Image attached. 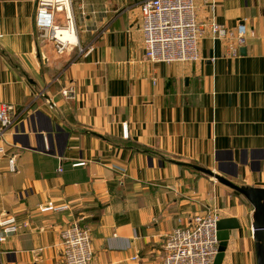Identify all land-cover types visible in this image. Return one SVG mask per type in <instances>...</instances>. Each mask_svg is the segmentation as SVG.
<instances>
[{
	"label": "crops",
	"instance_id": "crops-1",
	"mask_svg": "<svg viewBox=\"0 0 264 264\" xmlns=\"http://www.w3.org/2000/svg\"><path fill=\"white\" fill-rule=\"evenodd\" d=\"M139 4L75 3L78 39L95 46L78 58L39 36L37 0H0V103L17 112L1 143L0 219L20 225L0 264H65L61 231L76 220L91 227L92 264H162L167 236L210 212L241 224L222 264H258L249 201L174 162L264 187V0H216L214 13L196 0L202 23L245 25L246 54L229 57L207 32L200 61L170 65L145 60ZM50 201L69 209L42 214Z\"/></svg>",
	"mask_w": 264,
	"mask_h": 264
},
{
	"label": "built area",
	"instance_id": "built-area-1",
	"mask_svg": "<svg viewBox=\"0 0 264 264\" xmlns=\"http://www.w3.org/2000/svg\"><path fill=\"white\" fill-rule=\"evenodd\" d=\"M18 1V0H7ZM82 0H37L35 24L39 36L54 47L57 56L75 52L78 58L89 56L94 45L83 46L78 39L74 4ZM145 60L154 64H193L200 61V42L208 32L215 40L228 41V56L237 58L246 43L247 29L239 24L236 31L212 19L202 23L196 0H138ZM212 13L216 0H203ZM67 100L74 99L73 88L62 90ZM54 107V104H53ZM15 106L0 103V162L6 156L2 140L16 119ZM123 137L129 139L128 126H123ZM9 171L18 172L17 156L8 158ZM62 171V168L59 170ZM68 205L57 206L52 201L39 206L42 214L68 210ZM217 212L196 215L182 227L167 236L165 258L162 264H214L219 253ZM27 227L28 224H24ZM20 225L12 215L0 219V242L19 233ZM91 227L74 221L61 231L63 261L65 264H92L94 259Z\"/></svg>",
	"mask_w": 264,
	"mask_h": 264
},
{
	"label": "water",
	"instance_id": "water-1",
	"mask_svg": "<svg viewBox=\"0 0 264 264\" xmlns=\"http://www.w3.org/2000/svg\"><path fill=\"white\" fill-rule=\"evenodd\" d=\"M241 54H246V49H241ZM177 165L195 169L205 175L214 178L216 181L222 183L225 186L231 188L236 195L244 196L249 203L252 205L254 211L252 215V228H253V238L255 241L257 263L264 264V187L254 188L238 186L228 179L222 177L221 175L215 173L214 171L182 162H174ZM241 224L236 218H224L218 222V238L220 241L219 253L214 261V264H222L225 252L227 250L228 242L230 239V231L235 229H240Z\"/></svg>",
	"mask_w": 264,
	"mask_h": 264
}]
</instances>
